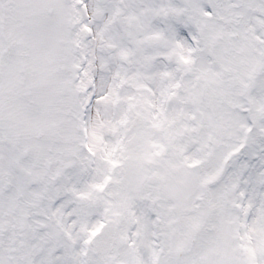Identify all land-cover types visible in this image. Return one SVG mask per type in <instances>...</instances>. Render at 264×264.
Masks as SVG:
<instances>
[{"label": "snow or ice", "instance_id": "6c2138e0", "mask_svg": "<svg viewBox=\"0 0 264 264\" xmlns=\"http://www.w3.org/2000/svg\"><path fill=\"white\" fill-rule=\"evenodd\" d=\"M0 264H264V0H0Z\"/></svg>", "mask_w": 264, "mask_h": 264}]
</instances>
